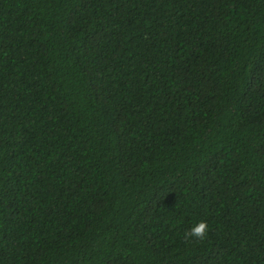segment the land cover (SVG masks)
Returning a JSON list of instances; mask_svg holds the SVG:
<instances>
[{
  "label": "trees",
  "instance_id": "trees-1",
  "mask_svg": "<svg viewBox=\"0 0 264 264\" xmlns=\"http://www.w3.org/2000/svg\"><path fill=\"white\" fill-rule=\"evenodd\" d=\"M0 264H264V0H0Z\"/></svg>",
  "mask_w": 264,
  "mask_h": 264
},
{
  "label": "clouds",
  "instance_id": "clouds-1",
  "mask_svg": "<svg viewBox=\"0 0 264 264\" xmlns=\"http://www.w3.org/2000/svg\"><path fill=\"white\" fill-rule=\"evenodd\" d=\"M209 233V225L204 220L196 221L185 233L186 239H195L201 241L207 238Z\"/></svg>",
  "mask_w": 264,
  "mask_h": 264
}]
</instances>
